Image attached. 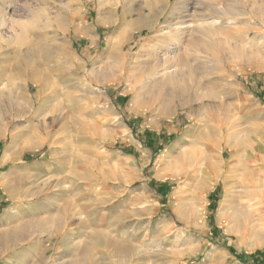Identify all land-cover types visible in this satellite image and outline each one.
Masks as SVG:
<instances>
[{"label": "rangeland", "instance_id": "374dc122", "mask_svg": "<svg viewBox=\"0 0 264 264\" xmlns=\"http://www.w3.org/2000/svg\"><path fill=\"white\" fill-rule=\"evenodd\" d=\"M0 98V264H264V0H0Z\"/></svg>", "mask_w": 264, "mask_h": 264}, {"label": "bare ground", "instance_id": "6f19581e", "mask_svg": "<svg viewBox=\"0 0 264 264\" xmlns=\"http://www.w3.org/2000/svg\"><path fill=\"white\" fill-rule=\"evenodd\" d=\"M164 79V78H163ZM165 80H167L166 78H165ZM170 80V77H169V79L167 80V81H169ZM176 80V79H175ZM174 84V83H173ZM163 85V84H162ZM174 86H176V88H175V91H177L179 88H181L183 85H179V84H176V85H174ZM15 103H17V102H14L13 101V98L12 97H10V99H9V101H8V107H9V109L11 110H13V105L15 104ZM18 107H19V109H20V111L21 110H24V109H22V108H20V105H17ZM6 107H3V101L1 100V98H0V119H2V118H4L5 116H6V114H8V111H7V109H5ZM23 113V112H22ZM8 135V133H5L4 135H3V137L5 138L6 136ZM92 172V171H91ZM96 172V171H95ZM91 175V174H90ZM211 177V176H210ZM78 180H81V181H93L94 182V180L92 179V177H87V176H81V177H79V179ZM35 182V181H34ZM79 196V195H78ZM64 200V199H63ZM64 204V203H63ZM72 207H78L77 205H76V203L74 202V201H71V200H67L66 202H65V207H64V209H63V214L67 217L69 214H70V211H71V209H72ZM82 216H80V218H81ZM73 222V221H72ZM57 230H59V229H57ZM59 233V232H58ZM98 233V232H97ZM96 233V234H97ZM122 240V239H121ZM0 241H1V239H0ZM138 253V252H137Z\"/></svg>", "mask_w": 264, "mask_h": 264}, {"label": "crops", "instance_id": "0c3cea01", "mask_svg": "<svg viewBox=\"0 0 264 264\" xmlns=\"http://www.w3.org/2000/svg\"><path fill=\"white\" fill-rule=\"evenodd\" d=\"M88 2V1H87ZM75 3H77V0H75ZM72 5H75L74 3H70V6H71V8H69V9H67V11H65V10H63L62 12H61V14H66V15H75V14H77V12H75L74 10H73V7H72ZM72 9V11H70ZM122 22H125V21H122Z\"/></svg>", "mask_w": 264, "mask_h": 264}]
</instances>
